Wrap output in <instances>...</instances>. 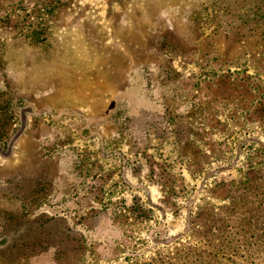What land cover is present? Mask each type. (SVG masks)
Masks as SVG:
<instances>
[{"label":"rangeland","instance_id":"rangeland-1","mask_svg":"<svg viewBox=\"0 0 264 264\" xmlns=\"http://www.w3.org/2000/svg\"><path fill=\"white\" fill-rule=\"evenodd\" d=\"M1 240L264 264V0H0Z\"/></svg>","mask_w":264,"mask_h":264},{"label":"trees","instance_id":"trees-1","mask_svg":"<svg viewBox=\"0 0 264 264\" xmlns=\"http://www.w3.org/2000/svg\"><path fill=\"white\" fill-rule=\"evenodd\" d=\"M21 121L25 122V121H24V117L22 118ZM22 126H24L23 123H22ZM7 244H8V242H7L6 240H1V242H0V247H3V246H5V245H7Z\"/></svg>","mask_w":264,"mask_h":264}]
</instances>
